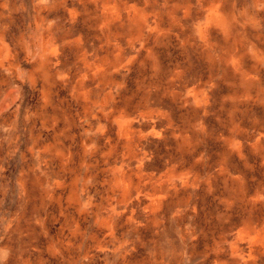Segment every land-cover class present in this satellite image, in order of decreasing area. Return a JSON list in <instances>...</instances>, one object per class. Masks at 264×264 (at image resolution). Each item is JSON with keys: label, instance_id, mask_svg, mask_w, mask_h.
<instances>
[{"label": "rangeland", "instance_id": "1", "mask_svg": "<svg viewBox=\"0 0 264 264\" xmlns=\"http://www.w3.org/2000/svg\"><path fill=\"white\" fill-rule=\"evenodd\" d=\"M0 264H264V0H0Z\"/></svg>", "mask_w": 264, "mask_h": 264}]
</instances>
